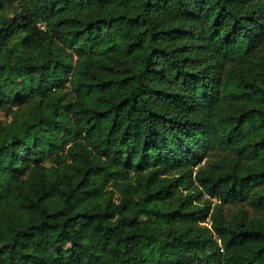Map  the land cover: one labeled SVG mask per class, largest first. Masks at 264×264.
<instances>
[{"label": "trees", "instance_id": "obj_1", "mask_svg": "<svg viewBox=\"0 0 264 264\" xmlns=\"http://www.w3.org/2000/svg\"><path fill=\"white\" fill-rule=\"evenodd\" d=\"M30 94L0 264H264V0H19L0 108Z\"/></svg>", "mask_w": 264, "mask_h": 264}, {"label": "rangeland", "instance_id": "obj_2", "mask_svg": "<svg viewBox=\"0 0 264 264\" xmlns=\"http://www.w3.org/2000/svg\"><path fill=\"white\" fill-rule=\"evenodd\" d=\"M19 0H4V2L2 3V5L0 4V10H8L9 8H14ZM39 24H43L41 21H39ZM30 49L29 45H26L23 49L22 52L23 53H27L28 50ZM73 60L75 58V54L73 53L72 57ZM63 89H67L68 88V82L65 83L64 87H62ZM47 94V91H45L44 94L42 93H37L34 94L35 97H40L44 98V96ZM31 94L27 95L26 97H24V99L20 100V101H16V102H12L10 103V105H7L6 107H1L0 108V118L4 121L9 120L11 118L17 117V118H21L27 115L28 110H29V103L31 102ZM31 162V161H30ZM42 162L45 164H48L50 162V159L48 157H44L42 158ZM23 174H21L22 176ZM17 193V189L16 188H11L8 192V195L11 199H14L16 197ZM216 199L212 198L211 199V207L210 209H212V207L215 205ZM226 204H223L222 207H225ZM209 216H205V218L203 220H200V222H203L207 225H209Z\"/></svg>", "mask_w": 264, "mask_h": 264}]
</instances>
